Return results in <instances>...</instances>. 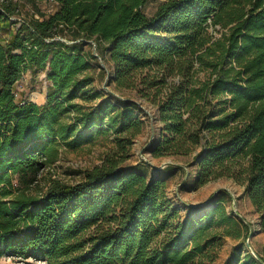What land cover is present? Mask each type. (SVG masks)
Returning a JSON list of instances; mask_svg holds the SVG:
<instances>
[{
  "label": "trees",
  "instance_id": "trees-1",
  "mask_svg": "<svg viewBox=\"0 0 264 264\" xmlns=\"http://www.w3.org/2000/svg\"><path fill=\"white\" fill-rule=\"evenodd\" d=\"M46 1L56 9L0 0V257L212 264L226 236L249 237L252 224L227 210V191L209 210L185 206L182 214L161 173L131 162L150 116L131 97L88 89L95 52L117 90L155 108L152 156L189 158L198 187L222 177L242 184L264 229V0ZM29 71L46 76L45 104L16 96ZM104 132L115 147L102 164L79 182L41 185L62 147ZM224 264L261 263L234 250Z\"/></svg>",
  "mask_w": 264,
  "mask_h": 264
},
{
  "label": "rangeland",
  "instance_id": "rangeland-1",
  "mask_svg": "<svg viewBox=\"0 0 264 264\" xmlns=\"http://www.w3.org/2000/svg\"><path fill=\"white\" fill-rule=\"evenodd\" d=\"M41 7L47 12L54 11L56 9V4L42 0ZM155 8V3H149L145 6L144 10L147 14L152 15ZM103 62L107 66L104 59ZM101 70L102 66L100 64V60L98 59L97 62L93 63V66L88 71L89 75L94 78L88 89L101 93L112 91L114 95L122 98L123 96L131 97L140 103V105L144 107L145 110L148 111L154 118V121H152L150 115V118H146V127L144 131L134 139L131 162L136 163L140 159L148 160V163L155 169V172L161 173V177L167 181V195L175 206H178L180 212L185 214V206H191L193 209H198L200 213H203L209 210L213 205L215 206L221 199L223 192L228 190L231 195L236 198V205L234 206L231 196V199L227 200L225 203L227 210L233 211V213H235L236 210L243 217H245L250 224H252L251 229H253V236L249 240L252 249H250L247 245L244 230L237 236H226L223 240L219 256L212 264H224L227 260H229L234 250H239L242 257H244L248 252H254L257 255L260 254L264 258V229L260 226L256 209L252 205L249 198L243 193L244 186L232 178L222 177L198 187L192 181V177L194 176L196 169L187 166L190 161L189 158L182 156L153 157L149 151V147L157 137L158 130L161 125L159 120H157L154 116L155 108L147 99L138 95L136 91L117 90L115 88V84L110 82V79L106 80V75H103ZM108 71L110 70L108 69ZM48 85L49 83L43 72L34 74L29 71L16 85V96L18 99L28 98L38 104H45L47 101L46 93ZM104 96L105 95H103V97ZM103 97L101 96L99 99L101 100ZM78 101L85 107H89L90 105H94L97 100L90 103L83 99H78ZM114 147V135L112 133L105 132L97 134L92 142L84 144L80 148L66 149L65 147H62L60 149L58 159L53 164L48 166L43 172L41 185H44V182L51 177H56L65 182H79L84 177L83 171L102 164L107 155L114 150ZM169 161L172 165L183 167V169L181 171H166L168 166L167 163ZM187 172H189L188 175H186ZM185 180H188V183L185 184ZM193 213L195 212L193 211ZM0 264L46 263L41 260H25L3 256L0 257Z\"/></svg>",
  "mask_w": 264,
  "mask_h": 264
},
{
  "label": "water",
  "instance_id": "water-1",
  "mask_svg": "<svg viewBox=\"0 0 264 264\" xmlns=\"http://www.w3.org/2000/svg\"><path fill=\"white\" fill-rule=\"evenodd\" d=\"M93 45H94V51H96V44L93 42ZM95 55L98 57V59L100 60V64H101V66H102V68L103 69H105L106 71H107V76H106V80H109L110 79V77H111V74H110V71H108V69H107V66L104 64V62H103V59L98 55V53L97 52H95ZM112 92V91H111ZM140 104V103H139ZM141 106V105H140ZM141 108L142 109H144L145 110V108L144 107H142L141 106ZM146 111V110H145ZM146 113L148 114V115H150L151 116V114L148 112V111H146ZM151 118H152V121H154V118L151 116ZM145 159V158H144ZM147 162H149L148 160H146ZM168 165H172V163L169 161L168 163H167ZM189 174V172H187L186 173V175H188ZM228 193H230L228 190H226ZM230 195H231V193H230ZM232 196V199H233V204H234V206L236 205V198L233 196V195H231ZM235 214L238 216V217H240L241 219H243L247 224H249V222L246 220V218L245 217H243L240 213H238L236 210H235ZM253 236V229H251V232L249 233V237H248V239H247V245H248V247L250 248V249H252V246H251V244H250V242H249V240H250V238ZM253 254H254V256L256 257V259L261 263V264H264V260L259 256V255H257V254H255L254 252H252Z\"/></svg>",
  "mask_w": 264,
  "mask_h": 264
}]
</instances>
